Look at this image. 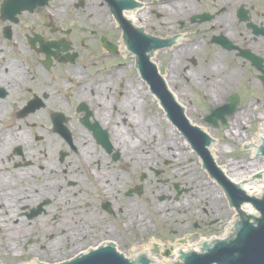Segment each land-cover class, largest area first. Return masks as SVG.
<instances>
[{
    "label": "flooded vegetation",
    "instance_id": "1",
    "mask_svg": "<svg viewBox=\"0 0 264 264\" xmlns=\"http://www.w3.org/2000/svg\"><path fill=\"white\" fill-rule=\"evenodd\" d=\"M147 60L184 106L236 95L233 115L255 101L264 125V0H0V255L79 231L82 252L113 242L130 255L154 239L149 253H186L232 232L237 214L199 161L203 183H190L183 134L178 159L138 136L151 99L167 120Z\"/></svg>",
    "mask_w": 264,
    "mask_h": 264
},
{
    "label": "water",
    "instance_id": "2",
    "mask_svg": "<svg viewBox=\"0 0 264 264\" xmlns=\"http://www.w3.org/2000/svg\"><path fill=\"white\" fill-rule=\"evenodd\" d=\"M148 77L149 81L155 83L154 93L163 108L166 111L167 118L171 120L173 125L183 133L185 139L188 140L190 146L196 151L199 158L202 160L203 168L208 171L210 177L222 186L225 191L228 202L237 210L243 203L251 202L256 211L260 213L259 217H254L253 222H248L252 213L255 211L250 204L243 207L244 212L240 211L241 221L237 224L236 233L237 237H231L227 240H218L211 242L210 245L205 246V250L197 253H181L179 258L181 261H176L173 264H264V192L258 198L255 196H247L243 189L244 184L235 183L227 177L226 170H221L213 159V142L211 138L201 127L190 123L189 119L185 116V108L179 105L172 93L165 86L164 81L155 74L154 66L147 60ZM159 83H158V82ZM237 102L233 104H225L222 107L212 109L210 115L207 116L208 122L217 124V117L222 119V123L226 124L225 114L232 115L236 109ZM188 108H186V115ZM215 115L216 118L213 117ZM262 137V136H261ZM213 144L210 152L209 146ZM216 144V143H215ZM257 155L264 156V144L260 145L256 151ZM256 162L261 157H254ZM224 171V172H223ZM226 173V174H225ZM260 175L257 173L256 178ZM111 243L108 248H99L90 251L89 254H81L69 261L59 264H150L151 260L147 257H138L133 261L125 259L123 256L116 253ZM147 253L148 251H143ZM141 252V253H143ZM168 252L165 253V256ZM157 261V260H156ZM40 262V261H39ZM46 264V263H43ZM158 264V261L155 263Z\"/></svg>",
    "mask_w": 264,
    "mask_h": 264
},
{
    "label": "rangeland",
    "instance_id": "3",
    "mask_svg": "<svg viewBox=\"0 0 264 264\" xmlns=\"http://www.w3.org/2000/svg\"><path fill=\"white\" fill-rule=\"evenodd\" d=\"M206 99H204L202 96H199L197 93H191L190 95L187 94L185 97L188 100H191L190 105H185L186 108H188L187 117L190 118V120L196 121L198 120L197 116L201 113H204L207 106L208 101L210 100V97L205 94ZM152 106L150 105L152 111H151V120L155 119V122L157 124L158 132L156 135L158 137L162 135L164 138L169 140L170 136V129L168 127L170 126L169 122L162 117V113L159 109L156 108L155 102L153 99H151ZM255 101L254 102H247L246 100L243 103V106L240 108L239 111H237L233 115V119L229 120L228 127H222L219 129V131H216L215 129H212L209 127L208 124L205 126L208 128L209 133L212 136H215L217 138L216 141V154L215 159L217 160V163L221 167H225L226 165L228 168H230L232 174H236L235 170H243L241 172H249V174H254L257 172V168L261 165L262 162H264V158L261 157L259 161L256 162V159L254 158V149L251 145L256 144L257 135L260 134L259 132L264 131V125L261 124L259 121V118L256 115V108ZM210 106V105H209ZM160 111V112H159ZM247 111V114H246ZM149 115V117H150ZM206 130V129H205ZM247 138V139H246ZM158 139V138H157ZM246 139V140H245ZM243 140V141H242ZM245 140V141H244ZM169 143V142H167ZM177 144L179 147V142L177 141ZM146 145V144H145ZM181 149V147H179ZM188 157L193 160V164L191 163L184 170H187L189 172L190 177V183L192 185L203 183L200 181L202 178V171H200V168L195 163L198 161L196 157L193 156V154H188ZM187 159L189 160V158ZM185 159H182V162ZM156 162H161V160L156 159ZM161 165L163 166V162H161ZM164 175H161L163 177ZM234 176H237L234 175ZM199 180V181H198ZM257 180V179H254ZM128 183V182H127ZM208 184H211L210 182H207ZM148 199L146 197L144 198V202L147 208H149V205L147 204ZM151 211V210H150ZM157 209L154 210V214L159 216L156 212ZM146 216V223L149 227L151 225V219L153 222V216L152 214L145 213ZM103 225L102 222L98 223V228L96 230H93V232L96 233L97 237H101V226ZM112 229V228H111ZM88 232H81L79 231V235L77 232H68L66 233V238H64L65 235L63 234H57L52 236V245L51 249L47 250V252L39 251L38 248L39 242H36L35 251H20L16 252L13 256L12 254H6L1 253L0 255V264H16V263H26V262H34L36 260L35 257L37 256V260L34 264H39V261L41 263H53L58 262L60 260L69 259L72 255H74L76 252H78L80 247V240L87 235ZM37 238V237H36ZM57 239L62 242V244H58L57 246H54L57 244ZM25 239L21 240L19 239V245H23ZM169 259L167 258H158V264H165L166 261Z\"/></svg>",
    "mask_w": 264,
    "mask_h": 264
},
{
    "label": "bare ground",
    "instance_id": "4",
    "mask_svg": "<svg viewBox=\"0 0 264 264\" xmlns=\"http://www.w3.org/2000/svg\"><path fill=\"white\" fill-rule=\"evenodd\" d=\"M133 20V18H132ZM240 73L238 71H234L231 75V78L233 79H236L234 78L236 75H239ZM174 95V94H173ZM134 99H133V105L135 106V110L138 111L139 108H140V103L138 102V100L136 99L137 97V94L134 93ZM175 97V95H174ZM177 99V97H176ZM178 103L180 104L181 102L177 99ZM182 104V103H181ZM210 106L216 104V100H211L209 102ZM141 109V108H140ZM142 110V109H141ZM246 114H247V111H246ZM136 118V116H135ZM193 121V120H192ZM194 123H196V125L198 127H201V128H204L206 130H208V128L204 125V124H201V123H197L196 121H193ZM148 125L147 126H141V125H138V136L139 135H143L144 138H146L147 140H149L150 138H158V140H155L156 143H155V147H154V151L155 153L158 155V156H163V157H171L173 154V158L175 159H178V158H181L184 153H181L178 151V144H177V141L179 142V145L181 146V144H183V141H181L179 139V131L177 129H175L173 126H169L168 129H170V136H169V140L164 138L162 135H160L158 137V135H156L158 132V129H157V124L155 122V119L152 120L151 122L148 121L147 123ZM264 132V131H263ZM257 140L261 138L262 133L261 134H258L257 135ZM118 138L124 143V150L127 152V153H130L132 155H137V158H141V159H146L147 156L146 155H143L140 151L139 153L137 154L135 152V147H134V142H132L131 140H129V138L124 139L123 135H118ZM247 139V138H246ZM245 139V140H246ZM244 140V141H245ZM243 141V140H242ZM138 142V141H137ZM141 142V141H139ZM169 142V143H167ZM259 142H257L258 144ZM185 144V147H188V144ZM254 145V144H252ZM216 145L214 144L213 146V157H215V154H216V148L215 147ZM257 145H254L253 148L254 150L256 151V147ZM186 154V153H185ZM223 170H226L227 172V176L229 177L230 180L234 181L235 183H239V184H244V187H243V190H245L247 192V194L249 195H258L259 192L262 191V188L264 187V162L257 168V171L260 173V178L261 179H258V180H254L252 177H251V173L249 174V172L245 173V172H241L243 170H235L237 176H234L236 174H232L230 168H228V166L226 165L225 167H221ZM209 191V192H212L214 193V188L210 187V189H204V191ZM64 238H66V235L64 236ZM58 244H62L61 241H59L57 239V244H55L54 246H57ZM152 245V243L148 244L147 246H144L142 249H139L140 252H143V251H149L150 249V246ZM135 250H138L137 248H134L133 251ZM14 256V255H13ZM16 256V255H15ZM37 259V256H33ZM158 261V258L156 259ZM16 264H34V262H26V263H16Z\"/></svg>",
    "mask_w": 264,
    "mask_h": 264
}]
</instances>
